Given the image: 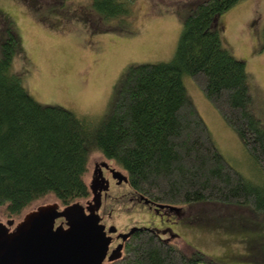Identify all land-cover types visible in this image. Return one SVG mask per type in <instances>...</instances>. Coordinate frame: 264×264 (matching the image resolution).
<instances>
[{
  "label": "trees",
  "instance_id": "1",
  "mask_svg": "<svg viewBox=\"0 0 264 264\" xmlns=\"http://www.w3.org/2000/svg\"><path fill=\"white\" fill-rule=\"evenodd\" d=\"M238 1L190 0L171 59L130 64L99 118L36 101L13 68L19 36L11 23L0 27V220L18 222L47 203L83 204L96 155L121 171L134 193L155 203L220 201L263 215L264 188L219 152L182 79L191 78L264 177V126L251 106L246 65L222 45L215 23ZM88 7L92 17L118 25L131 15L129 0H89ZM176 237L137 229L121 257L107 264H217Z\"/></svg>",
  "mask_w": 264,
  "mask_h": 264
},
{
  "label": "rangeland",
  "instance_id": "2",
  "mask_svg": "<svg viewBox=\"0 0 264 264\" xmlns=\"http://www.w3.org/2000/svg\"><path fill=\"white\" fill-rule=\"evenodd\" d=\"M129 1L131 15L119 26L92 17L89 0H0L1 31L11 23L20 39L13 68L36 101L64 107L80 117L99 118L130 64L171 59L190 0ZM215 23L222 45L246 65L251 106L264 126V0H240ZM182 79L219 152L244 178L264 188V177L237 133L188 75ZM95 160L99 156L92 157L90 171ZM122 191L130 189L124 185ZM41 203L46 201L29 209ZM115 207L108 222L119 231L132 226L167 228L163 219L169 216L156 208L132 200ZM179 207L184 217L175 224L171 220H178V214L172 213V233L164 230L163 238L177 235L182 247L195 248L217 264H264V214L220 201Z\"/></svg>",
  "mask_w": 264,
  "mask_h": 264
},
{
  "label": "water",
  "instance_id": "3",
  "mask_svg": "<svg viewBox=\"0 0 264 264\" xmlns=\"http://www.w3.org/2000/svg\"><path fill=\"white\" fill-rule=\"evenodd\" d=\"M101 167L108 165L102 162L95 167L90 182L92 197L86 206L79 202L62 208L58 203L39 205L27 212L12 231L9 228L14 224L13 219L5 223L0 220V264H105L106 260L112 262L119 259L124 241L140 228L133 227L122 234V243L107 256L111 237L97 213L101 203L100 193L107 187H100L99 192L94 188L95 184L106 182ZM111 171L113 178L119 182L127 181L121 171ZM60 218L66 227L62 224L56 226V220ZM115 231L111 227L108 233Z\"/></svg>",
  "mask_w": 264,
  "mask_h": 264
},
{
  "label": "flooded vegetation",
  "instance_id": "4",
  "mask_svg": "<svg viewBox=\"0 0 264 264\" xmlns=\"http://www.w3.org/2000/svg\"><path fill=\"white\" fill-rule=\"evenodd\" d=\"M100 163H102V162H100V161L97 162L96 161V162L93 163V167H92V170H91V177H90L91 180L93 178V171H94L95 167H97V165H100ZM106 164L108 165V167H101L102 176L104 177L106 182L101 183V184L100 183L99 184H95L94 188H95L96 192H99L100 187H107L106 190H102L101 193H100L101 203H100L99 209L97 210V213H98V215L100 217V223L102 225H104L105 231L107 232V235H109L111 237V243H110V246H109V251H108L107 256L111 253V251L115 247H117L120 243H122L121 235L125 234V233H128L130 231V229L133 228V226L132 227H126V228H124V230L119 231V229H118V227L116 225L108 222V218H111L112 213H113V211L116 208L115 206L118 203L125 202L126 200H132V201H135V202H137L139 204H145V205L149 206L150 208H152L153 210H154V208H156V211L158 213L161 212L163 215L169 216L168 218L163 219V221L165 222V225L167 226V228L164 229V230H166L167 233H172L171 228H170V215L172 213H174V212L178 214V218H179L178 220H177V217H175V219L171 220L173 223L177 224L181 220L180 217H182V218L184 217V210L181 207H179V205H167V206L165 205V206H162V207H157L156 204H158V203H155V202H153L151 200L145 201V199H142L141 196L137 195L136 193H134L132 191V189L128 185V181L119 182L118 179L113 178V174H112L111 170L112 169L117 170V169L114 168L109 163H106ZM124 185L129 187L130 192L126 191V193H125V192L122 191ZM91 197H92V193H91L89 199L85 200L82 205L86 206L88 201L91 200ZM2 221L5 223L7 220H2ZM18 222L14 221V224L9 228L10 231H12L14 229L15 225ZM59 224H62L64 227H66V225H65V223H64L62 218L56 220V226L59 225ZM111 227H114L116 229V231L114 233H108V231H109V229ZM164 230H162L163 232L162 231H158V230L157 231L159 233H165ZM175 236H177V235H175ZM173 237L174 236L172 234L171 237H168V238H165V239H171ZM107 263L108 262L106 260L105 264H107Z\"/></svg>",
  "mask_w": 264,
  "mask_h": 264
}]
</instances>
